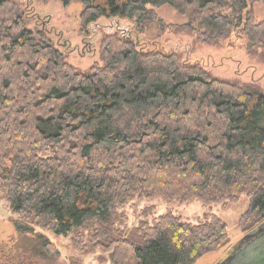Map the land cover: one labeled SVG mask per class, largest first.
I'll return each instance as SVG.
<instances>
[{"label": "trees", "instance_id": "1", "mask_svg": "<svg viewBox=\"0 0 264 264\" xmlns=\"http://www.w3.org/2000/svg\"><path fill=\"white\" fill-rule=\"evenodd\" d=\"M76 1L82 33L100 18L165 30L156 10L168 5L198 42L241 28L264 58V19L251 9L264 0ZM241 195L239 226L250 234L264 225V88L216 77L176 52L141 51L116 33L102 36L99 62L83 72L35 38L17 2L0 0V200L15 229L33 235L24 253L56 252L39 228L70 236L80 252L108 254L109 264H195L229 242L220 218L191 224L168 212L149 224L147 208L126 235L127 202Z\"/></svg>", "mask_w": 264, "mask_h": 264}, {"label": "rangeland", "instance_id": "2", "mask_svg": "<svg viewBox=\"0 0 264 264\" xmlns=\"http://www.w3.org/2000/svg\"><path fill=\"white\" fill-rule=\"evenodd\" d=\"M13 1L21 6L22 18L35 38L49 41L80 71L85 72L99 62L102 36L116 33L136 41L137 48L141 51L176 52L185 63L199 64L216 77L264 88L262 49L250 48L241 28L229 29L225 37L216 43H200L195 34L182 27L186 18L170 6L164 5L156 12L158 18L167 25L165 30L152 22L147 23L144 31L139 33L131 20L100 18L89 24L86 32L82 33L79 16L83 4L79 1L73 0L67 5L60 0ZM251 9L256 20L264 19V2L252 4ZM147 208L153 209L146 218L149 224L168 212L191 224L201 223L211 216L220 218L226 224L229 242L222 248L203 255L195 264L223 263L243 246V238L249 234L239 226L240 217L247 209L245 195L239 196L233 202L226 200L212 204H205L197 199L181 202L176 198L165 200L153 197L139 200L132 197L126 204L125 218L119 225L120 229L129 235L143 219L141 211ZM11 217L6 205L0 200V264H22L30 261L33 264H109L108 254L102 251L80 252L74 248L70 236H55L39 228H36V232H43L54 244L56 252L52 251L44 257H31V254L24 253V247L35 245L33 235L19 233L12 224Z\"/></svg>", "mask_w": 264, "mask_h": 264}, {"label": "water", "instance_id": "3", "mask_svg": "<svg viewBox=\"0 0 264 264\" xmlns=\"http://www.w3.org/2000/svg\"><path fill=\"white\" fill-rule=\"evenodd\" d=\"M240 247L221 264H264V225L247 234Z\"/></svg>", "mask_w": 264, "mask_h": 264}]
</instances>
